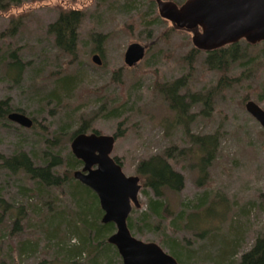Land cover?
<instances>
[{
    "label": "rangeland",
    "instance_id": "1",
    "mask_svg": "<svg viewBox=\"0 0 264 264\" xmlns=\"http://www.w3.org/2000/svg\"><path fill=\"white\" fill-rule=\"evenodd\" d=\"M167 1L180 6L186 0ZM68 8L86 14L78 31L75 60L58 50L48 32L49 24ZM20 17L21 25L10 34V27ZM133 42L143 44L146 54L136 66L129 67L124 57ZM0 44L4 51L17 50L27 63L16 82L7 72L8 58H0V100H8L13 111L22 109L19 112L38 125L26 128L13 121L0 123V155L26 151L40 162L44 151L50 149L66 158L72 151L70 134L81 124L106 135L121 130L112 155L120 158L125 174L137 175L140 161L169 150V161L184 176L181 191L166 192L170 212L146 220L142 215L154 195L143 187L141 206L134 207L130 216L135 226L131 232L138 239L156 242L169 254L173 253L172 245L178 247L191 264H215L220 252L232 261L230 264H237L256 237L264 236V128L245 106L253 100L264 109V42L247 47L241 40L240 57L227 69L217 70L207 64L206 53L195 48L191 33L175 29L160 15L155 0H21L20 5L0 11ZM94 55L101 64L93 61ZM67 74L76 77L69 90L57 88L58 95L49 96L57 80ZM223 76L226 80L220 84ZM176 81H181L179 96H185L188 103L184 114L191 133L217 134L219 138L217 156L204 177L197 168L190 135L183 129L185 123L177 121L164 94L163 86ZM209 94L210 107L202 101ZM194 95L201 101H193ZM58 133L61 142H47ZM26 183L23 176H13L0 167V195L15 205L29 207L31 222L37 223L43 212L34 199L20 192L19 186ZM202 195L204 202L197 205ZM218 200L220 204L212 212L225 213V221L212 217L197 230L186 227L192 211L202 213ZM180 212L183 217L178 221ZM204 230L202 237L199 233ZM7 241V233L0 232L5 264H32L43 256L60 261L68 258L66 255L77 264H122L121 255L113 249L99 257L76 253L73 249L79 241L74 237L66 239L69 248L73 246L68 249L71 252L56 249V241L51 240L49 247L21 258L13 243L7 247ZM224 243L233 244L234 250L227 251Z\"/></svg>",
    "mask_w": 264,
    "mask_h": 264
},
{
    "label": "trees",
    "instance_id": "2",
    "mask_svg": "<svg viewBox=\"0 0 264 264\" xmlns=\"http://www.w3.org/2000/svg\"><path fill=\"white\" fill-rule=\"evenodd\" d=\"M20 4L21 0H0V11L6 12L9 10V7ZM85 16V11L81 9L68 8L60 11L56 20L48 26V32L54 36L55 45L58 50L73 60L77 58L78 31ZM22 18L20 17L17 20V24L10 27V34L15 33L17 27L22 23ZM239 46L240 42H237L210 52H205L207 64L217 70L227 69L233 61L240 57L241 51L238 50ZM246 46L251 47L248 43ZM3 57L8 58L7 72L13 74L12 78L16 82L21 80L27 63L22 60L18 51H4L0 44V58ZM75 78V76L73 77L68 74L62 76L55 83L56 88L49 93V96L56 97L58 95L56 92L59 88L64 91L69 90ZM220 79V84L226 80L224 76ZM180 85L181 81H176L166 88L163 86V89L171 108L176 112L177 121L182 124L183 122H187V116L184 114V111L187 110L188 103L185 102V96H179L177 92V88ZM210 96L209 94V97L207 96L202 100L209 107L211 106ZM192 98L193 101H201L198 95H194ZM21 110L16 109L15 111ZM12 111L13 109L8 100H0V123L11 121L8 115ZM191 118H189V121L192 120ZM34 123L32 127H37L38 125H34ZM188 124L189 122L182 126L185 133L190 135V141L196 150L197 168L200 176L204 177L207 175L209 167L217 156L219 138L217 134L194 135L191 133L190 125ZM89 130L92 133L100 134L93 126L81 124L72 130L69 140L72 141L77 135L87 133ZM59 134H56L54 139L47 140V142L51 145L58 144L63 139ZM121 135V130L115 133L116 138ZM183 151L185 152V149ZM183 151L181 153H184ZM170 154L168 150L164 154L143 159L137 165L136 173L141 179V191L145 192L143 187H146L154 195V197L150 196L149 198L148 211L142 215L144 216L143 220H146L151 215L157 216L161 215L162 212H170L169 202L165 196L166 192H179L184 187V176L169 161L172 157ZM0 156V167L9 171L13 176H23L26 179L27 183L19 186L20 192L22 195L34 199L35 204H38L36 207L40 205V212H43L42 218L37 223H32L29 207L26 205H15L0 195V232H5L8 235L9 241H7V247H11L9 242L14 244V240L18 239L14 246L20 258L26 253L34 256L41 247L43 249L49 247L51 240L53 242L56 241L53 244L54 247L56 246V249L71 252L68 249H72L73 246L69 248L70 244L66 241L68 237L78 239L79 243L73 249L78 254L86 252L94 257H99L106 250H117L108 241L109 236L116 231V226L114 223L102 222L104 212L101 209L98 195L90 187L74 177V172L83 162L72 151H69L66 158H64L62 153L51 152L49 149L44 151L43 161L40 162H36L35 157L26 151H20L10 156ZM181 156L183 157V154ZM114 158L121 164L119 157L114 156ZM200 198L196 202L197 205L204 202V195ZM218 204H220L219 200L214 201V203L212 202L202 213L195 210L192 211L188 215L186 227L192 231L194 229L197 230L202 224L211 221L212 217H218L221 222L225 221V213L212 212V209ZM40 212L39 214H41ZM176 216V220L181 221L183 212H180ZM132 220L129 217L128 226L131 231H134L135 226ZM205 233L206 230L199 234L204 237ZM3 237H6V235H3ZM2 244L4 243L0 244V264H5ZM223 247L226 250H229V248L234 250L235 246L224 243ZM172 251V255L179 263L191 264L186 260L188 255L180 248L177 247L176 249L172 245ZM8 254L11 256L10 253ZM66 256L68 258L64 256L65 260L60 261L43 256L39 261L32 264H77L70 260L69 255ZM229 261V259L226 260L225 254L221 252L213 260L215 264H230L232 261ZM94 262H96V259ZM237 264H264V236L260 235L256 237L251 247L241 254Z\"/></svg>",
    "mask_w": 264,
    "mask_h": 264
},
{
    "label": "water",
    "instance_id": "3",
    "mask_svg": "<svg viewBox=\"0 0 264 264\" xmlns=\"http://www.w3.org/2000/svg\"><path fill=\"white\" fill-rule=\"evenodd\" d=\"M155 1L160 15L175 29L192 34L198 50L210 52L241 40L251 45L264 42V0H186L180 6L167 0ZM145 54L146 47L133 42L125 52V63L136 66ZM93 61L101 64L98 55L93 56ZM245 106L264 128V109L253 100ZM8 118L26 128L34 123L19 111L10 112ZM115 143V135L97 133L79 134L71 142L73 154L83 162L74 177L98 195L104 212L102 222L116 226L108 241L117 248L122 264H181L158 243L132 234L128 219L134 207L141 206V179L125 174L112 155Z\"/></svg>",
    "mask_w": 264,
    "mask_h": 264
}]
</instances>
